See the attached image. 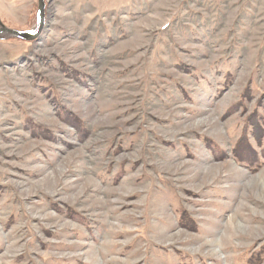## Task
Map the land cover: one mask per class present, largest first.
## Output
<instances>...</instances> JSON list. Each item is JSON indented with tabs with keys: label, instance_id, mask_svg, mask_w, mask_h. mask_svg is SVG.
Here are the masks:
<instances>
[{
	"label": "rangeland",
	"instance_id": "1",
	"mask_svg": "<svg viewBox=\"0 0 264 264\" xmlns=\"http://www.w3.org/2000/svg\"><path fill=\"white\" fill-rule=\"evenodd\" d=\"M0 23V264H264V0Z\"/></svg>",
	"mask_w": 264,
	"mask_h": 264
},
{
	"label": "water",
	"instance_id": "2",
	"mask_svg": "<svg viewBox=\"0 0 264 264\" xmlns=\"http://www.w3.org/2000/svg\"><path fill=\"white\" fill-rule=\"evenodd\" d=\"M43 9H44V0H37V12L40 17V22L43 17ZM33 34L29 31H18L14 29H9L0 23V39L6 37L19 38L23 40H30L33 38Z\"/></svg>",
	"mask_w": 264,
	"mask_h": 264
},
{
	"label": "trees",
	"instance_id": "3",
	"mask_svg": "<svg viewBox=\"0 0 264 264\" xmlns=\"http://www.w3.org/2000/svg\"><path fill=\"white\" fill-rule=\"evenodd\" d=\"M252 126H254V124H251Z\"/></svg>",
	"mask_w": 264,
	"mask_h": 264
}]
</instances>
